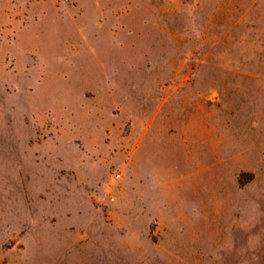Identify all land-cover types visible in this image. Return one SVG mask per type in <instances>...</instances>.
Returning <instances> with one entry per match:
<instances>
[{
    "label": "rangeland",
    "instance_id": "rangeland-1",
    "mask_svg": "<svg viewBox=\"0 0 264 264\" xmlns=\"http://www.w3.org/2000/svg\"><path fill=\"white\" fill-rule=\"evenodd\" d=\"M0 264H264V0H0Z\"/></svg>",
    "mask_w": 264,
    "mask_h": 264
},
{
    "label": "crops",
    "instance_id": "crops-1",
    "mask_svg": "<svg viewBox=\"0 0 264 264\" xmlns=\"http://www.w3.org/2000/svg\"><path fill=\"white\" fill-rule=\"evenodd\" d=\"M190 123H194V122H190ZM183 125H185L184 127L187 128L188 122L187 123L185 122ZM177 127H174V129L176 130V132H177ZM142 129L143 130L144 129L145 130L147 129V131H143L141 133V140H142V142H141V146H139V148H138V151L144 145V143L147 142L148 140L150 141V140H154V139H157V138L158 139H163V138L165 139V138H169L168 136H170V133L169 132H160V133L156 134V132H154V130H153V129H155L154 126H146L145 124H143ZM148 130H151V131H148ZM175 133H173L172 135H174ZM187 141H188V137H186V139L184 140L185 144H186ZM194 171L195 172L198 171V174H197V176H198L199 173H200L199 168H197Z\"/></svg>",
    "mask_w": 264,
    "mask_h": 264
},
{
    "label": "built area",
    "instance_id": "built-area-1",
    "mask_svg": "<svg viewBox=\"0 0 264 264\" xmlns=\"http://www.w3.org/2000/svg\"><path fill=\"white\" fill-rule=\"evenodd\" d=\"M115 177H116L117 179H120V178H121V174H116ZM113 200H114V199L111 198V201H113Z\"/></svg>",
    "mask_w": 264,
    "mask_h": 264
}]
</instances>
